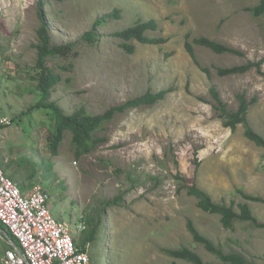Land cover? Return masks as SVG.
Wrapping results in <instances>:
<instances>
[{
    "label": "rangeland",
    "instance_id": "rangeland-1",
    "mask_svg": "<svg viewBox=\"0 0 264 264\" xmlns=\"http://www.w3.org/2000/svg\"><path fill=\"white\" fill-rule=\"evenodd\" d=\"M259 2L44 0L53 45L80 40L96 18L115 9L120 14L98 28L97 42L80 41L68 56L49 58V66L61 77L52 100L66 113L83 106L100 114L149 89H171L156 104L117 114L97 132L106 140L93 151L77 155L67 132L59 154L53 155L47 144L52 112L30 110L40 98L35 48L39 0H0V116L12 121L0 132V163L8 176L16 175L13 181L23 190L41 186L49 193L53 215L70 224L75 241L94 207L123 195L122 202L106 209L97 240L86 247L91 264H191L162 252L182 246L206 262H218L193 241L189 218L224 252L264 264V228L241 222L226 229L219 215L207 214L194 196L180 190L183 176L188 182L196 180L217 202H234L235 207L245 202L237 189L264 199V148L245 137L242 125L226 127L210 97L215 85L230 110L238 108V94L248 101L255 98L248 119L264 136V76L256 69L227 76L217 72V67L264 58V16L246 10ZM152 18L158 28L147 34L165 41L133 40L135 52L124 50L115 31ZM200 36L245 55L217 54L196 44L198 61L210 68L207 75L184 46L187 38ZM247 202L264 222V202ZM6 239L0 233V264L8 250Z\"/></svg>",
    "mask_w": 264,
    "mask_h": 264
},
{
    "label": "trees",
    "instance_id": "trees-1",
    "mask_svg": "<svg viewBox=\"0 0 264 264\" xmlns=\"http://www.w3.org/2000/svg\"><path fill=\"white\" fill-rule=\"evenodd\" d=\"M246 10L255 17L264 16V0H260V2L254 6L246 7ZM38 13L40 26L38 27L36 33V35H38V43H36L35 48L37 50L36 67L39 69L37 88L40 98L30 107V110L47 109L52 112L54 117V126L53 130H51L48 135L47 144L53 155L59 154V148L65 139L67 132H70L72 135L71 143L76 148L77 155L93 151L99 143L106 140L104 137H98L96 135L97 132L104 128L105 124L113 120L117 114L125 113L135 107L156 104L170 92L171 89H163L158 92H154L149 89L144 94L128 99L119 105L112 106L100 114H91L83 106L74 110L70 114L66 113L57 102L52 100L53 90L55 89L56 84L60 81L61 77L49 66V58L56 56H68L80 41L86 43L97 42L100 37V34L97 33L98 28L105 24L109 19L120 18L119 10L115 9V11L107 15H102L101 17L96 18L93 22L92 28L89 31L84 32L80 40L64 45L52 44L51 35L49 34L50 26L44 11V0H39ZM157 28L158 23L154 18L147 21L140 20L128 28L115 31L114 36L122 40L120 42V46L124 50L132 53L136 50V46L133 43H130V41L133 40L145 44L163 43L165 41L164 38L151 37L147 34L148 30L154 31ZM196 44L207 47L217 54L228 53L240 56L245 55L241 50L206 36L196 37L192 41L187 38L184 43L187 53L194 63L197 64L207 75H210V68L202 66L198 61L195 52ZM263 64L264 58H261L258 61L248 60L246 63L239 65L217 67V72L220 76H227L244 74L252 69H256L259 74L264 76V70L262 69ZM219 94L220 92L218 88L215 85H212L210 87V97H212L215 101V110L219 113V117L223 119V124L231 130H235L238 125H242L245 137L257 146L264 148V136L252 128L248 119L249 107L251 103L255 102V98L248 101L243 94H238V108L236 110H230L227 107V103L223 101ZM11 177L10 178L13 180L16 175L12 174ZM181 179L185 182L181 184L180 190L185 189L188 195L194 196L197 199V206L201 210L207 212V214L210 213L219 215L220 222L224 228L233 230L238 223L241 222H248L256 228H264V222L259 220L253 214L251 206L247 202H264L262 197L248 194L242 189H237L240 195L245 199V202L238 203L237 207H235L234 202L229 204L225 201H215L209 192L197 184L196 180L188 182V180L183 176H181ZM19 187L21 188V186ZM21 189L23 190V188ZM122 201L123 195L119 194L113 199L102 201L98 206L94 207L93 213L89 214L86 219L85 228L81 231L78 241H75L80 250L86 251V247L97 240L96 236H98V233L104 223L106 209L111 208L115 204ZM186 225L188 231L190 232L189 234L192 235L193 241L202 244L207 251L212 253L218 259V262H206L198 252L188 246H182L176 249L163 248L162 252L170 257L185 260L191 264H254L241 253L224 252L220 245L215 244L207 236L200 233L192 219L189 218ZM0 227L4 229L9 236H11L10 233L2 227L1 223Z\"/></svg>",
    "mask_w": 264,
    "mask_h": 264
},
{
    "label": "built area",
    "instance_id": "built-area-1",
    "mask_svg": "<svg viewBox=\"0 0 264 264\" xmlns=\"http://www.w3.org/2000/svg\"><path fill=\"white\" fill-rule=\"evenodd\" d=\"M12 123L0 116V132ZM0 164V223L8 241L3 264H91L73 238L70 224L53 215L49 193L41 186L22 190ZM82 225L80 229H83Z\"/></svg>",
    "mask_w": 264,
    "mask_h": 264
},
{
    "label": "water",
    "instance_id": "water-1",
    "mask_svg": "<svg viewBox=\"0 0 264 264\" xmlns=\"http://www.w3.org/2000/svg\"><path fill=\"white\" fill-rule=\"evenodd\" d=\"M3 232V229L2 228H0V233H2Z\"/></svg>",
    "mask_w": 264,
    "mask_h": 264
}]
</instances>
